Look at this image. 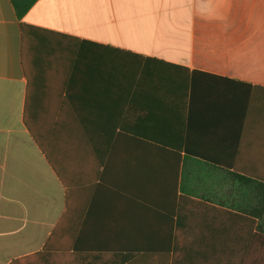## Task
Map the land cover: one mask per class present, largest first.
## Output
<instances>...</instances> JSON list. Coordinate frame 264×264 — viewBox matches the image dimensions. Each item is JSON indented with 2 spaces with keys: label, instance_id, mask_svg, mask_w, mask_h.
<instances>
[{
  "label": "crops",
  "instance_id": "1",
  "mask_svg": "<svg viewBox=\"0 0 264 264\" xmlns=\"http://www.w3.org/2000/svg\"><path fill=\"white\" fill-rule=\"evenodd\" d=\"M243 177L264 0H0V264H264Z\"/></svg>",
  "mask_w": 264,
  "mask_h": 264
},
{
  "label": "trees",
  "instance_id": "2",
  "mask_svg": "<svg viewBox=\"0 0 264 264\" xmlns=\"http://www.w3.org/2000/svg\"><path fill=\"white\" fill-rule=\"evenodd\" d=\"M37 0H10L14 11H15V15L17 17V19L20 21L22 19V17L26 14V12L32 7V5L36 2ZM134 57H142L139 55H135L133 54ZM170 65V64H169ZM182 68L184 70H187L184 67H179ZM236 177V182H238L239 176L238 175H234ZM245 182H247V185L249 187L250 190L247 189V191L249 193H251L252 197H258L261 199H264V184H261L259 182L253 181L251 179L242 178ZM237 186V185H236ZM45 251L36 253L34 255H30L21 259H17L12 261L10 264H31L33 261V258L35 257H41V255H43Z\"/></svg>",
  "mask_w": 264,
  "mask_h": 264
}]
</instances>
